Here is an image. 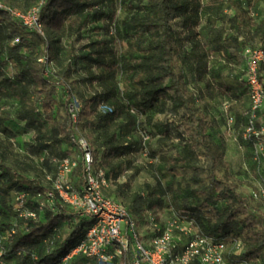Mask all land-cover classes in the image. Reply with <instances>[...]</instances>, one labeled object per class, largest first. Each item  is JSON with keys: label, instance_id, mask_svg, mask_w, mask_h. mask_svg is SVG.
<instances>
[{"label": "trees", "instance_id": "1", "mask_svg": "<svg viewBox=\"0 0 264 264\" xmlns=\"http://www.w3.org/2000/svg\"><path fill=\"white\" fill-rule=\"evenodd\" d=\"M0 1L7 6L0 8V102H17L13 116L24 123L25 130L37 132L29 150L39 158L37 166L25 157L13 161L0 141V234L15 228L11 237L0 242V264H56L88 225L84 218L62 238L60 228L76 214L69 206L55 199L53 209H44L34 220L25 219L14 209L16 194L25 191L32 202L36 192L50 187L59 160L74 159L72 154L80 159H75L71 179L76 187L82 186V138L92 156V171L102 170L108 183L122 168L115 160L144 146L141 138L129 140L127 134L134 130L148 134L145 123L151 122L155 113L167 111L181 113L179 124L162 132L176 139L179 149L173 155L160 156L164 163L160 170L156 164L150 165L160 171L154 175L155 198L148 201L136 192L129 196L124 191L126 183L118 185L115 196L135 214L144 204L161 205L168 195L175 196L174 183L164 185L161 176L175 178L190 171L187 184L196 187L187 186L191 204L182 209L187 215L177 216L191 219L199 233L225 245L228 238L244 244L241 257L232 251L227 255L235 264L242 258L259 256L264 249V214L256 212L235 185L217 176L216 168L224 163L222 149L210 137L207 115L197 105L201 97L211 99L232 90L231 84L215 78L209 66V58L220 49L222 38L220 33L207 40L201 37L197 27L204 11L202 0H42L38 20L43 33L11 13L26 12L41 0ZM229 1L235 14L228 21L238 33L228 42L243 56L246 48L264 52V18L254 22L250 30H241V19L252 16L249 0ZM123 8L127 12L121 16ZM175 19L180 20L178 29L172 26ZM98 20L109 24L110 35L91 40L86 52L68 61L62 74L48 73L49 63H60L62 38H80L82 30ZM263 63L258 64V72ZM8 65L13 68L11 73L6 70ZM74 72L80 75L76 80L91 89L89 93L75 94L66 82L65 77ZM190 81L195 88H189ZM57 84L67 91L63 100L56 97ZM72 97L79 103L75 118L68 107ZM101 104L110 106L111 111H100ZM0 130L12 136L5 126ZM51 165L55 172L45 182L40 175L29 179L28 173L35 168L43 173ZM88 262L81 255L71 260V264Z\"/></svg>", "mask_w": 264, "mask_h": 264}, {"label": "rangeland", "instance_id": "2", "mask_svg": "<svg viewBox=\"0 0 264 264\" xmlns=\"http://www.w3.org/2000/svg\"><path fill=\"white\" fill-rule=\"evenodd\" d=\"M247 1V0H242ZM204 11L200 14V22L197 29L204 40L214 37L220 33V49L212 52L209 58V66L215 71V78L224 83L232 85V90L229 94L215 96L211 99L201 97L197 101L198 107L205 112L208 119V132L215 143H218L222 149V157L224 163L216 168V174L228 183L236 186L237 191L245 196L251 207L256 211L264 214L260 201L251 198L250 193L259 184L264 182V167L262 163H257L253 159L254 150L256 146V139L247 131L249 124L248 107L249 93L247 86V60L239 52L234 45L228 42L231 37L238 33L236 26H231L228 17L235 14V10L229 0H202ZM248 8L250 9V18L243 17L241 30L248 31L252 28L254 22L264 18V0H249ZM127 9L123 8L121 16L125 15ZM119 13V14H120ZM118 14V15H119ZM180 20L175 19L172 22L174 29H178ZM109 24L102 20L90 23L81 32V37L76 36L63 37L61 40L62 50L59 52L60 63L51 62L47 67V72L62 74L64 67L68 61L73 60L74 56L79 55L82 51L86 52L85 48L90 41L95 38H106L109 34ZM99 27L98 29H94ZM256 44L255 40L253 41ZM230 43V44H229ZM208 44V43H207ZM8 73L13 71L12 66H7ZM258 78L264 85V63L260 71H257ZM80 77L79 73H71L65 77L66 82H69L70 87L73 88L74 93L84 92L89 93L87 86L80 83L76 79ZM189 88L192 89V82H189ZM201 85V84H200ZM122 86V85H120ZM57 99H65L66 90L61 84H57ZM90 88V87H89ZM17 107V102L3 103L0 102V128L5 126L11 131L12 136L5 135L0 130V141L7 150V155L11 160L25 157L29 164L37 166L39 158L29 150V145L34 142L37 135L36 131L25 130L24 123L18 122L13 116ZM181 119V113L165 112L155 113L152 121L145 123L148 134L142 131H132L127 134V139L137 140L140 138L144 146L138 152L124 156L121 159L115 160V163L121 162V171L117 178L111 179L106 186L103 187V194L115 198L122 202L115 196V191L118 185L124 183L127 186L124 191L128 195L134 192L141 194L148 201L155 198V177L156 173L150 165L156 164V169L160 170L164 167V163L159 161L162 154L173 155L179 149V143L176 139L172 140L166 137L162 132L166 129L173 130ZM254 128L260 132L259 140L264 143V103L260 110L256 113L253 119ZM48 127V125L46 126ZM150 133V134H149ZM143 137V138H142ZM83 139V138H82ZM63 148L67 145L63 144ZM78 161V155H71ZM19 158V159H20ZM51 165L45 168L44 172L35 171L28 173L30 180L40 175L41 181L45 182L46 178H50L55 172ZM191 175L190 171L182 172L175 178L171 175L161 176V182L165 185L167 183H174V194L168 195L161 205L148 207L144 204L137 213L133 216L138 221L139 229L144 232L146 230L145 220L150 212L151 216L156 218L159 225L166 219L177 215L178 213L186 214L182 211L183 208L191 204L192 196L188 189L196 187L193 183L187 184V179ZM174 197V198H171ZM11 197L9 200H11ZM127 206V203H122ZM8 221L11 218H7ZM84 218L75 214L71 220L67 221L60 228V235L62 238L66 237L74 227L80 225ZM226 248L228 254L232 253L237 257H241L246 250V246L239 240L228 238ZM88 264V263H87ZM239 264H264V249L261 250L259 256L252 260H245Z\"/></svg>", "mask_w": 264, "mask_h": 264}, {"label": "built area", "instance_id": "3", "mask_svg": "<svg viewBox=\"0 0 264 264\" xmlns=\"http://www.w3.org/2000/svg\"><path fill=\"white\" fill-rule=\"evenodd\" d=\"M41 3L42 0L26 12L12 10L11 13L23 24L43 33L38 20ZM0 8L7 6L0 1ZM243 54L247 60L250 101L247 131L259 140L260 132L255 130L253 119L264 103V87L257 75L258 64L264 61V52L246 48ZM68 107L71 117L75 118L79 109L77 99L72 97ZM98 109L111 111L107 104L99 105ZM258 140L253 159L264 167V143ZM80 144L84 150L85 179L82 186L76 187L71 179L77 161L66 157L59 160L57 175L50 187L36 192L32 202L28 201L25 191L15 195L14 209L22 218L36 219L44 209H53L54 200L58 199L88 221L82 237L56 264H71L77 255L94 264H235L227 256L225 243L199 233L191 219L174 215L159 225L148 212L146 230L142 232L137 219L124 204L103 194V187L107 185L103 171H92L91 153L83 139ZM250 196L260 201L264 212V182L252 190ZM14 233L12 227L4 235L0 234V242Z\"/></svg>", "mask_w": 264, "mask_h": 264}]
</instances>
